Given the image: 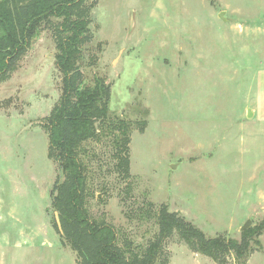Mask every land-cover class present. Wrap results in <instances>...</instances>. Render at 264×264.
Wrapping results in <instances>:
<instances>
[{
    "label": "rangeland",
    "instance_id": "1",
    "mask_svg": "<svg viewBox=\"0 0 264 264\" xmlns=\"http://www.w3.org/2000/svg\"><path fill=\"white\" fill-rule=\"evenodd\" d=\"M88 2L85 81L103 77L111 118L135 124L129 178L110 135L82 144L91 218L113 225L128 254L156 238L164 203L208 237L240 240L264 218V0ZM56 52L49 25L0 80V264H79L51 196L64 178L44 125L62 92ZM258 238L245 264H264ZM160 260L218 264L177 232Z\"/></svg>",
    "mask_w": 264,
    "mask_h": 264
},
{
    "label": "trees",
    "instance_id": "2",
    "mask_svg": "<svg viewBox=\"0 0 264 264\" xmlns=\"http://www.w3.org/2000/svg\"><path fill=\"white\" fill-rule=\"evenodd\" d=\"M89 0H0V80L10 77L18 60L49 25H55V65L62 74V92L45 127L49 136V157L58 164L64 178L51 192L52 205L59 213L62 237L77 253L79 264H164L160 260L165 242L174 232L191 247L225 264L234 254L245 264L253 244H260L264 218L241 233L240 240L205 232L162 204L157 213L158 233L142 252L129 243L131 254L118 245L115 227L91 218L86 207L88 178L81 158L82 144L110 135L116 149L117 168L129 178V144L135 124L111 118V85L96 77L87 83L80 66L90 33ZM143 130L146 121H137Z\"/></svg>",
    "mask_w": 264,
    "mask_h": 264
},
{
    "label": "water",
    "instance_id": "3",
    "mask_svg": "<svg viewBox=\"0 0 264 264\" xmlns=\"http://www.w3.org/2000/svg\"><path fill=\"white\" fill-rule=\"evenodd\" d=\"M220 16L221 17H224L223 16V12L220 14ZM226 19V18H225ZM174 166V165H173ZM58 223H59V227H60V229H61V223H60V221H59V218H58ZM251 223H252V220L251 219H248L247 221H246V223H244V225L242 226V230L244 231V230H246L247 228H249V227H251Z\"/></svg>",
    "mask_w": 264,
    "mask_h": 264
}]
</instances>
